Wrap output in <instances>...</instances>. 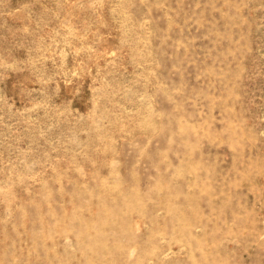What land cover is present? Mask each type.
Segmentation results:
<instances>
[{"label": "rangeland", "instance_id": "374dc122", "mask_svg": "<svg viewBox=\"0 0 264 264\" xmlns=\"http://www.w3.org/2000/svg\"><path fill=\"white\" fill-rule=\"evenodd\" d=\"M0 264H264V0H0Z\"/></svg>", "mask_w": 264, "mask_h": 264}]
</instances>
